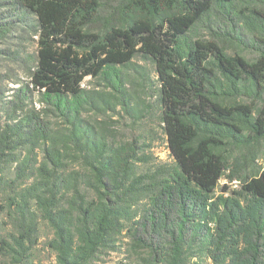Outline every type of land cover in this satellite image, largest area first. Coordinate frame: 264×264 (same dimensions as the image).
Returning a JSON list of instances; mask_svg holds the SVG:
<instances>
[{
    "label": "trees",
    "instance_id": "1",
    "mask_svg": "<svg viewBox=\"0 0 264 264\" xmlns=\"http://www.w3.org/2000/svg\"><path fill=\"white\" fill-rule=\"evenodd\" d=\"M114 1L97 33L102 0H0V41L22 24L36 44L26 84L0 85V264H31L41 223L55 264H264V0ZM129 74L170 165L86 117L143 118ZM233 158L245 173L218 191Z\"/></svg>",
    "mask_w": 264,
    "mask_h": 264
},
{
    "label": "rangeland",
    "instance_id": "2",
    "mask_svg": "<svg viewBox=\"0 0 264 264\" xmlns=\"http://www.w3.org/2000/svg\"><path fill=\"white\" fill-rule=\"evenodd\" d=\"M117 3L114 0H102L99 23L93 25L90 30L100 32L102 24L105 22L111 25H120L116 9ZM144 14L139 9H134L131 13H126L124 18L128 22H132L137 18H143ZM205 35V32H202ZM205 37H208L205 35ZM35 37L31 35L29 30L24 25L18 24L14 31L8 35L6 39L0 41V85L5 89L6 96L11 97L15 89L22 88L28 81V70L31 67L32 59H28L35 51ZM228 54L236 53L238 50L235 47H230L224 44ZM248 59L254 58L252 53H243ZM28 59V60H27ZM137 65L147 66L151 77L154 73L151 65H146L144 62L135 61ZM127 76L125 88L135 94L138 99L139 108L142 109L143 118L134 122V119L119 107L115 112H108L106 115L89 114L90 120L102 123L109 130L111 137L116 140H127L135 135L141 141H145L149 146L147 152L152 156L154 165H170L173 158L167 147L166 138L163 135L162 129L158 122V109L155 105V97L146 90L147 88L139 87V83L134 81V75ZM100 85L98 79L86 78L83 86L87 89L105 90ZM39 108L37 97L33 95L32 105ZM259 164H264L262 160ZM148 167H143L146 169ZM245 170L241 167L236 158L230 162L228 169L225 171L224 177L219 181L218 191L226 188L228 190L237 189L239 181L236 180L242 177ZM52 238V232L49 228L41 223L39 225V244L32 251L31 264H55V255L46 246V243ZM126 241V240H125ZM121 253H109L100 256L99 261L94 264H115L123 259Z\"/></svg>",
    "mask_w": 264,
    "mask_h": 264
}]
</instances>
